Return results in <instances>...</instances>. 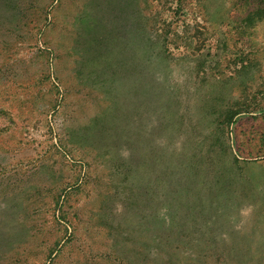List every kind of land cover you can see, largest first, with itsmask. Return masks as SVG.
<instances>
[{
    "label": "rangeland",
    "instance_id": "374dc122",
    "mask_svg": "<svg viewBox=\"0 0 264 264\" xmlns=\"http://www.w3.org/2000/svg\"><path fill=\"white\" fill-rule=\"evenodd\" d=\"M163 229L264 264V0H2L0 264H138Z\"/></svg>",
    "mask_w": 264,
    "mask_h": 264
},
{
    "label": "trees",
    "instance_id": "16d2710c",
    "mask_svg": "<svg viewBox=\"0 0 264 264\" xmlns=\"http://www.w3.org/2000/svg\"><path fill=\"white\" fill-rule=\"evenodd\" d=\"M1 2H2V0H0V3ZM159 124L161 126V125H163V122L159 121ZM153 130H155V129H153ZM160 130L162 131L163 128L160 127ZM171 160H173V157L171 158ZM124 162H126V163L129 162L128 164H132V163H130V161H124ZM134 162H136L135 165H137L139 161H134ZM155 219L156 220L154 221V223L155 222L159 223V221H160L159 216H156ZM149 223H152V221L148 222V225H150ZM149 228H151V227H149ZM149 228H147V229H149ZM154 228H156L155 225L153 226V229ZM143 229L144 228H142V227L139 228L140 231ZM143 237L144 236H142V235L138 237L139 244H140V246H144V245L147 246L148 250H147V253L145 255L143 254L144 251L139 252V255H137V259H136L138 261V264H198V263L194 262L195 261V254L185 256L180 252L179 253L173 252L169 249V245L167 243L168 240H166V236L164 234V229H163V231H161V230L156 231V233H154L150 237L151 239L148 238L147 241H145V242L143 241L144 240ZM0 240L6 241V243H5L6 247L10 248L11 252L6 251L5 253H12V251L14 249L18 250L20 248L19 245H17V247L14 246V244L17 243V241H15V240H9V239L5 240V238H3L2 236H0ZM178 242H180V241H178ZM28 248H30V247H28ZM1 249L2 248L0 247V250ZM25 251H28V249H26ZM184 258H186V259H184ZM1 259H2V257H1ZM204 264H209V263H207V261H206Z\"/></svg>",
    "mask_w": 264,
    "mask_h": 264
}]
</instances>
